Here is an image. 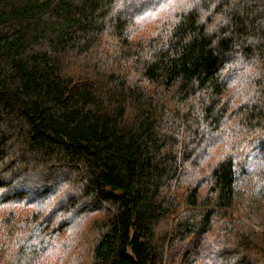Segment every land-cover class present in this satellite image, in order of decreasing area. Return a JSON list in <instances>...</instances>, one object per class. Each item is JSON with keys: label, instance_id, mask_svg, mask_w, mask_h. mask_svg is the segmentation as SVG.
Masks as SVG:
<instances>
[{"label": "trees", "instance_id": "1", "mask_svg": "<svg viewBox=\"0 0 264 264\" xmlns=\"http://www.w3.org/2000/svg\"><path fill=\"white\" fill-rule=\"evenodd\" d=\"M0 264H264V0H0Z\"/></svg>", "mask_w": 264, "mask_h": 264}, {"label": "rangeland", "instance_id": "2", "mask_svg": "<svg viewBox=\"0 0 264 264\" xmlns=\"http://www.w3.org/2000/svg\"><path fill=\"white\" fill-rule=\"evenodd\" d=\"M235 79H236V78H234L233 80H235ZM234 82H235V81H233V84H234ZM233 87H234L233 89H235V91H237V90L240 89V86H239L238 84H234ZM208 153H209V152H208ZM210 153H212V152H210ZM203 163H204V161H203ZM257 228L260 229L259 227H257Z\"/></svg>", "mask_w": 264, "mask_h": 264}]
</instances>
